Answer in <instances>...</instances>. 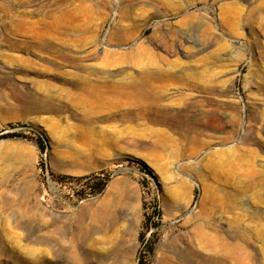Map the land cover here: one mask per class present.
Wrapping results in <instances>:
<instances>
[{"label":"rangeland","instance_id":"obj_1","mask_svg":"<svg viewBox=\"0 0 264 264\" xmlns=\"http://www.w3.org/2000/svg\"><path fill=\"white\" fill-rule=\"evenodd\" d=\"M0 1V264H264V0Z\"/></svg>","mask_w":264,"mask_h":264},{"label":"bare ground","instance_id":"obj_2","mask_svg":"<svg viewBox=\"0 0 264 264\" xmlns=\"http://www.w3.org/2000/svg\"><path fill=\"white\" fill-rule=\"evenodd\" d=\"M1 2V1H0ZM21 2V1H20ZM72 2V1H71ZM2 3V2H1ZM13 6V5H12ZM17 13V12H16ZM20 14V13H19ZM12 17V15H11ZM17 17V16H16ZM10 18V17H9ZM7 23V22H5ZM12 23V22H11ZM18 23V22H17ZM11 25V24H10ZM30 25V24H29ZM28 25V26H29ZM54 25V24H53ZM36 26V24H35ZM48 26V25H47ZM46 26V27H47ZM65 27V26H64ZM51 28H55L54 27H51ZM68 28V27H67ZM28 29V28H27ZM30 29V27H29ZM49 29V28H48ZM64 29V28H63ZM35 30V29H34ZM38 30V28H37ZM54 30V29H53ZM28 32V30H27ZM60 32V31H59ZM34 33V32H33ZM36 36V35H35ZM192 37V36H191ZM47 38V37H45ZM204 38V37H203ZM52 39V38H51ZM44 40V39H43ZM36 42V41H35ZM51 42V41H50ZM43 45V44H42ZM50 45V44H49ZM44 47V46H43ZM174 47V46H173ZM177 47V46H176ZM200 47V46H199ZM197 48V50L201 51L200 48ZM144 49V48H143ZM47 50V49H46ZM135 50V49H134ZM145 50V49H144ZM199 51V52H200ZM204 51V50H203ZM140 53H138V57H142L144 56V53L143 51H139ZM148 52V50H147ZM166 52V51H165ZM168 52V51H167ZM108 53V52H107ZM177 53V52H176ZM121 54V53H120ZM132 54V52H131ZM184 54V53H183ZM200 54V53H198ZM95 55V54H94ZM153 55V54H152ZM184 56V55H183ZM111 57V56H110ZM146 57V56H145ZM69 58V57H68ZM207 58V57H206ZM70 59V58H69ZM151 59V58H150ZM114 61V60H113ZM187 62V61H186ZM194 62V61H193ZM156 63V62H155ZM112 64V63H111ZM143 67V66H142ZM181 67V72H182V75L185 76V69L183 66H180ZM189 67V66H188ZM142 69V68H141ZM166 70V69H165ZM87 72V71H86ZM147 72V71H146ZM191 72V71H190ZM144 73V72H143ZM149 73V72H148ZM99 74V73H98ZM146 75V74H145ZM189 75V74H188ZM193 75V74H192ZM152 76V75H151ZM150 76V77H151ZM159 77V76H158ZM189 77V76H188ZM162 78V77H161ZM185 78V77H183ZM139 80V79H138ZM72 81V80H71ZM185 82V81H184ZM106 83V81L104 82ZM197 83V82H196ZM185 84V83H184ZM190 84V83H189ZM87 85V84H86ZM119 85V84H118ZM186 85V84H185ZM107 87V86H106ZM163 87V86H162ZM184 87V86H183ZM92 88V87H91ZM112 88L111 90V93L114 94V95H126V96H123L122 99L124 98L129 104H133V105H142L143 103H150V104H156V103H159V102H162V101H165L167 100L166 97H163L162 98V95H161V92L160 90L158 89L157 92H160L159 94H155L153 93V91H151V87H149V89L146 87V84H143V83H140V82H132L131 84H129L128 88H129V92L128 93H124L122 92V90H120L118 87V89L116 87H110ZM195 88V87H194ZM90 89V88H89ZM154 89V88H153ZM188 89V87H187ZM110 90V89H109ZM186 90V89H184ZM191 90V89H190ZM182 91V90H181ZM155 92V91H154ZM103 94V93H102ZM109 93H107L108 95ZM87 95H88V98L89 100L87 101V103H90V104H93L95 106H105V105H110L112 104V100L109 99V98H106L105 96L101 95L98 91H87ZM174 95V94H173ZM85 97V96H84ZM115 97V96H114ZM117 98V97H116ZM41 99V98H40ZM121 99V98H120ZM39 100V99H38ZM119 99H117L118 101ZM44 101V100H43ZM121 101V100H119ZM38 102V101H37ZM75 102V101H73ZM115 103V102H114ZM124 103V101H123ZM122 103V104H123ZM108 106V107H110ZM118 106V105H117ZM126 106V105H125ZM185 107V105H183ZM34 108L37 110V111H51V112H57L59 111V106H34ZM90 108V107H89ZM97 108V107H96ZM102 108V107H101ZM92 109V108H91ZM109 109V108H108ZM122 109V108H121ZM98 110V109H97ZM63 111V110H62ZM182 112V111H181ZM180 116V115H179ZM183 116V115H182ZM206 118V117H205ZM132 232H133V226L131 225L128 230H127V235H129L131 237L132 235ZM217 237H215L214 235L206 232V231H202V230H197V233H196V236H195V243H196V246L198 247V249H201L203 250V252L205 253V259L203 258L202 261L205 263V264H213V255L216 251V248H220V244L219 242H217ZM223 243V242H222ZM193 245V244H192ZM125 250L127 252H129L131 250V245H129L128 243H126L125 245ZM225 246V245H224ZM223 246V247H224ZM192 250L194 251L195 247L194 245L191 246ZM222 248V247H221ZM229 249V248H228ZM195 258V260H197V256L195 254H192ZM166 259V258H165ZM163 260V259H162ZM170 262V261H169ZM199 264V259L198 261ZM163 264H169L168 262H165ZM171 264H180V261L178 260L177 257H175L174 259V263L172 262Z\"/></svg>","mask_w":264,"mask_h":264},{"label":"trees","instance_id":"obj_3","mask_svg":"<svg viewBox=\"0 0 264 264\" xmlns=\"http://www.w3.org/2000/svg\"><path fill=\"white\" fill-rule=\"evenodd\" d=\"M6 137H10V135H5V136H2L1 138H6ZM40 149H41V146H40ZM53 179L58 181L57 178H53ZM76 181H79V182L85 181V185L86 187H88L89 194L91 195L100 193L106 184L105 179L100 178L99 175H91L85 178H78L76 179ZM78 195L80 197H83V195H85V192L81 191L78 193ZM152 214L157 215V211L155 208L153 209ZM141 237H142L141 234H139L138 238L141 239Z\"/></svg>","mask_w":264,"mask_h":264}]
</instances>
